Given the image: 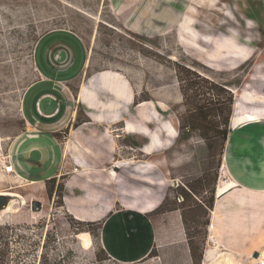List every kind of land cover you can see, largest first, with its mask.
I'll return each instance as SVG.
<instances>
[{
	"label": "rangeland",
	"instance_id": "374dc122",
	"mask_svg": "<svg viewBox=\"0 0 264 264\" xmlns=\"http://www.w3.org/2000/svg\"><path fill=\"white\" fill-rule=\"evenodd\" d=\"M180 4L184 18L180 30L143 37L115 20L107 0H0V136L7 141L23 129L20 101L37 76L34 54L40 38L56 30L74 33L86 49L88 70L124 73L138 101V118L134 110L125 116L132 121L129 130L137 134H122V121L114 128L120 142L115 160L154 165L151 175L165 184L161 210L180 208L198 251L204 252L203 264H208L216 244L213 240L207 244L203 223L209 211L196 205L206 204L212 191L213 197L219 196L233 184L221 181L219 145L208 147L198 132L178 139L177 118L186 107L173 63L188 65L231 89L235 104L230 129L234 105L241 114L255 107L264 110V0H182ZM142 131L151 134L143 137ZM148 140L150 150L145 148L144 153L140 148ZM66 177L59 180L51 198L48 186L34 184L32 198L15 189L14 180L5 179L11 188L0 195L10 201L0 211V226H9L5 231L9 247L16 252L30 245L35 256L44 246L50 258L66 256L62 264H121L111 259L97 263L95 255L102 249L97 239L101 222L79 226L66 212L62 206ZM177 196L184 201L178 202ZM32 200L40 201L41 211H31ZM259 255L264 261V251ZM238 260L244 264L256 258L220 252L214 264H238Z\"/></svg>",
	"mask_w": 264,
	"mask_h": 264
},
{
	"label": "crops",
	"instance_id": "0c3cea01",
	"mask_svg": "<svg viewBox=\"0 0 264 264\" xmlns=\"http://www.w3.org/2000/svg\"><path fill=\"white\" fill-rule=\"evenodd\" d=\"M181 1L107 0L115 20L143 37L180 30ZM34 62L36 79L20 101L23 129L7 141L0 136V161L8 151L16 174L5 173L0 162V192L10 190L5 181L10 178L17 183L15 189L34 198V184L41 188L52 180L48 186L55 190L67 175L62 206L78 222H101L97 239L111 260L193 264L180 209L160 210L165 184L151 175L154 165L115 160L118 122H123L122 134H137L129 130L132 121L125 117L134 110L138 118L128 76L113 70L90 72L83 43L67 30L44 34ZM78 110L87 121L73 126ZM236 129L227 136L221 168V181L233 185L214 196L209 211L207 244L213 240L216 246L208 264H214L220 252L251 259L256 253L260 259L264 251V118ZM146 133L151 134H139ZM149 143L141 146L142 152L150 150ZM82 245L87 248L85 238Z\"/></svg>",
	"mask_w": 264,
	"mask_h": 264
},
{
	"label": "trees",
	"instance_id": "16d2710c",
	"mask_svg": "<svg viewBox=\"0 0 264 264\" xmlns=\"http://www.w3.org/2000/svg\"><path fill=\"white\" fill-rule=\"evenodd\" d=\"M173 66L175 70L176 79L179 83L181 96L183 98V102L186 107L185 113L177 118L178 139L186 140L188 139L189 134L191 132H198L199 136L207 143L208 147L211 148L212 145L217 144L219 145L220 152L222 153L227 136L231 131L229 127V120L232 114V106L233 104H235L231 89L225 84L218 83L208 78L207 76L201 74L196 69H193L188 65L174 62ZM251 95H255V94H251ZM255 102H257V100H254L252 101V103L249 104H253ZM137 103L138 101L137 98L135 97L134 104L137 105ZM233 109H234V113L231 118L232 130L238 128V126L245 121L264 118V110L262 108L255 107L251 111L249 112L246 111L245 113L243 112L242 114L241 112L238 113L239 111L235 110V105ZM241 116L243 118H241ZM86 121L87 118L84 116V114H82L81 110H78L76 122L74 123L73 126H77L82 122H86ZM63 136H65V132L63 133ZM50 181L52 180L46 182V186L49 185ZM53 192H54V186H48V190H47L48 197L51 198ZM211 194L212 196L208 199L206 204H203L202 202L197 203L196 206L198 207L199 210H203V212H205V210L208 211L211 210L214 200L213 191L211 192ZM185 197L187 198L186 194ZM163 204L164 203H162L160 210L163 207ZM173 209H180V208L174 207L171 209H167L165 211H169ZM181 215H182L184 230L186 234L187 243L189 246L192 263L201 264L202 254L201 252L198 251V246L194 241L195 235L189 233L188 231L189 229L185 227L186 220L182 211H181ZM208 216L209 214H207V219L203 223L204 226L206 227L209 224ZM69 219L70 222H73V219L71 218ZM193 222H195L194 219ZM76 224L80 226L84 223L77 222ZM99 224L100 223H98L97 225ZM85 225L92 226L93 223H85ZM8 229H9L8 225L0 226V264H35V261H37V259H38L37 264H62L63 259L66 257V256H62L61 258L58 257L57 259L50 258V255L48 252H46L44 246L42 247V251L40 252V254L39 255L35 254V256H34V249L32 250L30 245L29 248L24 247L23 249L21 248L19 251L15 252L9 247V242L7 240L8 237L5 232ZM22 237L25 238V236ZM95 256L97 263L110 259L106 255L103 249H100V251L96 253ZM24 258L27 259L24 260Z\"/></svg>",
	"mask_w": 264,
	"mask_h": 264
},
{
	"label": "water",
	"instance_id": "95a60500",
	"mask_svg": "<svg viewBox=\"0 0 264 264\" xmlns=\"http://www.w3.org/2000/svg\"><path fill=\"white\" fill-rule=\"evenodd\" d=\"M9 201H10V197L0 195V211L3 210L8 205ZM30 209L32 212H39L42 210V204L40 203V201L32 200L30 203ZM253 256L255 258L258 257L256 253Z\"/></svg>",
	"mask_w": 264,
	"mask_h": 264
},
{
	"label": "built area",
	"instance_id": "2783aa9c",
	"mask_svg": "<svg viewBox=\"0 0 264 264\" xmlns=\"http://www.w3.org/2000/svg\"><path fill=\"white\" fill-rule=\"evenodd\" d=\"M1 165L2 169L5 173L12 175L13 177H16V174H14L13 166L11 164V156L10 154H5L1 159ZM177 201L182 202L183 198L181 196H177ZM259 264H264V261H261Z\"/></svg>",
	"mask_w": 264,
	"mask_h": 264
},
{
	"label": "bare ground",
	"instance_id": "6f19581e",
	"mask_svg": "<svg viewBox=\"0 0 264 264\" xmlns=\"http://www.w3.org/2000/svg\"><path fill=\"white\" fill-rule=\"evenodd\" d=\"M89 192V191H88ZM256 260L258 261L257 264H259L262 260H260L259 258H256Z\"/></svg>",
	"mask_w": 264,
	"mask_h": 264
}]
</instances>
